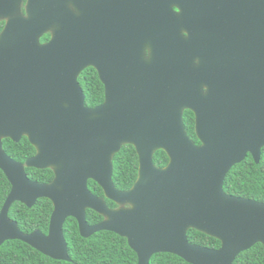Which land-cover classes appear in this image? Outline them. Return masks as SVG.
I'll return each mask as SVG.
<instances>
[{
  "label": "water",
  "instance_id": "water-1",
  "mask_svg": "<svg viewBox=\"0 0 264 264\" xmlns=\"http://www.w3.org/2000/svg\"><path fill=\"white\" fill-rule=\"evenodd\" d=\"M22 5L0 0L7 19L0 33V169L12 185L0 212V247L20 240L70 262L68 217L84 238L102 231L126 238L138 264L160 253L190 264H233L264 245V203L224 189L249 154L262 159L264 0H28L26 15ZM89 67L106 88L96 107L86 105L79 82ZM185 110L195 114L200 144L185 128ZM24 136L37 150L25 164L3 144ZM125 145L136 148L139 175L122 191L113 160ZM159 150L169 157L165 167L154 163ZM26 167L51 168L55 178L33 181ZM89 180L122 207L110 208ZM41 198L54 204L49 233L26 234L10 211ZM88 209L105 220L91 225ZM191 229L220 240V248L190 243Z\"/></svg>",
  "mask_w": 264,
  "mask_h": 264
},
{
  "label": "trees",
  "instance_id": "trees-1",
  "mask_svg": "<svg viewBox=\"0 0 264 264\" xmlns=\"http://www.w3.org/2000/svg\"><path fill=\"white\" fill-rule=\"evenodd\" d=\"M49 38V34L44 35L41 42L44 43ZM79 81L89 107H96L104 102L105 87L95 68H87ZM184 124L189 136L200 144L195 130V114L192 111L184 112ZM3 142L8 155L19 162L25 163L29 157L36 154V148L27 137H23L20 143H15L11 139H4ZM113 161L115 167L113 179L116 187L122 191L131 189L139 175V157L136 148L133 145L123 146ZM168 162L169 157L164 150L155 153L154 163L158 167H165ZM27 173L32 180L39 183H49L55 176L51 169L27 168ZM90 185L97 195L104 194L96 182L90 181ZM11 188L7 176L0 169V212ZM224 189L229 195L264 203V149L260 163L249 154L245 161L234 166L226 176ZM108 203L110 207L116 206L111 200H108ZM52 210L53 204L49 200L39 202L33 208L16 203L10 212V217L18 222L20 229L26 234L35 230L47 233ZM88 218L90 223L103 219L95 211H92ZM64 233L68 242L69 256L72 259L70 262L52 259L25 242L11 240L0 247V264H138V255L130 248L128 240L116 233L102 231L90 238H84L80 234L77 221L72 218L67 220ZM188 238L192 244L212 249L221 246L220 240L194 229L189 230ZM150 264L190 263L177 255L160 253L153 256ZM233 264H264V245L258 243L252 249L241 253Z\"/></svg>",
  "mask_w": 264,
  "mask_h": 264
},
{
  "label": "flooded vegetation",
  "instance_id": "flooded-vegetation-1",
  "mask_svg": "<svg viewBox=\"0 0 264 264\" xmlns=\"http://www.w3.org/2000/svg\"><path fill=\"white\" fill-rule=\"evenodd\" d=\"M7 0H5V2H6ZM27 1L28 0H23V5H22V13L23 14H25L26 15V11H25V6H26V4H27ZM175 10H176V12H179V9L178 8H174ZM6 23H7V19H5V18H0V27H1V31H0V33L3 31V29L5 28V26H6ZM3 24V25H2ZM182 33H183V35H184V37H186V38H188L189 37V33H188V31L187 30H185V29H182ZM47 34H49L50 35V38H49V40L51 39V36H52V32H49V33H47ZM47 34H45V35H47ZM48 40V41H49ZM48 41H46V42H48ZM46 42H44V43H46ZM90 68V67H89ZM94 68V67H93ZM82 75V74H81ZM80 78V77H79ZM80 82V81H79ZM102 82V81H101ZM81 85V84H80ZM104 85V84H103ZM105 87V86H104ZM85 93V92H84ZM86 95V94H85ZM105 99H106V88H105ZM104 102H105V100H104ZM103 102V103H104ZM102 103V104H103ZM87 105V104H86ZM101 105V104H100ZM88 106V105H87ZM99 106V105H98ZM89 107V106H88ZM186 111V110H185ZM184 111V112H185ZM191 111V110H190ZM195 130H196V121H195ZM24 137H26V136H24ZM7 139H9V138H7ZM23 139V138H22ZM4 141V140H3ZM13 141V140H12ZM195 141V140H194ZM14 142V141H13ZM21 142V141H20ZM20 142H18V143H20ZM16 143V142H15ZM3 144H4V142H3ZM5 150V149H4ZM7 153V152H6ZM36 153H37V150H36ZM8 154V153H7ZM10 156V155H9ZM35 156V155H34ZM11 157V156H10ZM31 157H33V156H31ZM31 157H29V158H31ZM12 158V157H11ZM28 158V159H29ZM13 159V158H12ZM27 159V160H28ZM15 160V159H14ZM26 160V161H27ZM15 161H17V160H15ZM17 162H19V161H17ZM20 163H22V162H20ZM26 163V162H25ZM25 163H23V164H25ZM27 168H29V167H26V172H27ZM49 169H51V168H49ZM39 170H44V169H39ZM51 170H53V169H51ZM53 172H54V174H55V171L53 170ZM28 174V173H27ZM6 175V174H5ZM29 176V175H28ZM30 178V177H29ZM54 178H55V176H54ZM54 178H53V180H54ZM31 179V178H30ZM32 180V179H31ZM52 180V181H53ZM34 181V180H33ZM52 181H50L49 183H51ZM90 181H93V180H89V188H90V190H91V192L92 193H94L95 195H97L93 190H92V188H91V185H90ZM10 182V181H9ZM37 182V181H36ZM95 182V181H94ZM46 184V183H45ZM12 186V185H11ZM11 190H12V188H11ZM103 190V189H102ZM104 192V191H103ZM11 193V192H10ZM10 195V194H9ZM97 196H99V197H102V198H104L105 200H106V202H107V204H108V206L110 207V205H109V203H108V200L109 199H107L106 197H105V193L103 194V195H97ZM44 200H49L48 198H41V199H39L37 202H36V204L37 203H41L42 201H44ZM49 201H51V200H49ZM6 202V201H5ZM52 202V201H51ZM113 202V201H112ZM16 203H20V202H16ZM15 203V204H16ZM115 203V202H114ZM14 204V205H15ZM22 204V203H21ZM35 204V205H36ZM52 204H53V202H52ZM116 204V203H115ZM13 205V206H14ZM23 205H25V204H23ZM34 205V206H35ZM33 206V207H34ZM28 207V206H27ZM32 207V208H33ZM120 207H122L121 205H118V204H116V206L115 207H110V208H112V209H118V208H120ZM13 208V207H12ZM29 208V207H28ZM3 209V208H2ZM12 210V209H11ZM2 211V210H1ZM53 211H54V204H53V210H52V214H53ZM93 211V210H91V209H88L87 210V220H88V222L90 223V221H89V214L91 213V212ZM11 212V211H10ZM94 212V211H93ZM52 214H51V218H52ZM99 214V213H98ZM101 215V214H100ZM9 216H10V214H9ZM102 217H103V219L102 220H100V221H98V222H96V223H90L91 225H95V224H98V223H100V222H102V221H104L105 220V217L103 216V215H101ZM11 218V217H10ZM51 218H50V224H51ZM70 218H72V219H75L74 217H68L67 218V220L68 219H70ZM12 219V218H11ZM13 220V219H12ZM67 220H66V222H67ZM76 220V219H75ZM77 221V220H76ZM66 222H65V224H66ZM77 223H78V221H77ZM78 225H79V223H78ZM64 227H65V225H64ZM49 228H50V225H49ZM80 230V229H79ZM36 231V230H35ZM43 232V231H42ZM33 233V232H32ZM44 233V232H43ZM49 233V230H48V232L47 233H45V234H48ZM31 234V233H30Z\"/></svg>",
  "mask_w": 264,
  "mask_h": 264
},
{
  "label": "rangeland",
  "instance_id": "rangeland-1",
  "mask_svg": "<svg viewBox=\"0 0 264 264\" xmlns=\"http://www.w3.org/2000/svg\"><path fill=\"white\" fill-rule=\"evenodd\" d=\"M123 207H127V205H124Z\"/></svg>",
  "mask_w": 264,
  "mask_h": 264
}]
</instances>
